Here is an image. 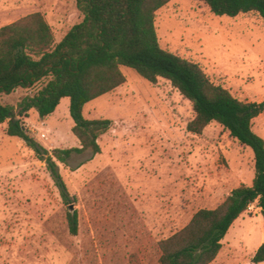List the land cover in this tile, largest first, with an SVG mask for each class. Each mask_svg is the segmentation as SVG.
I'll return each mask as SVG.
<instances>
[{"label":"rangeland","instance_id":"rangeland-1","mask_svg":"<svg viewBox=\"0 0 264 264\" xmlns=\"http://www.w3.org/2000/svg\"><path fill=\"white\" fill-rule=\"evenodd\" d=\"M36 11L45 15L56 40L83 18L75 0H0V28ZM156 28L163 48L199 63L236 97L264 100L260 17L219 16L199 0H171L157 11ZM123 71V85L84 107L87 118L112 120L99 139L101 152L74 153L67 164L58 162L69 203L46 163L21 138L7 134V122L0 126V264H160L162 239L199 209L215 208L232 189L252 183L250 147L217 122L201 135L189 132L192 103L169 80L151 83L131 68ZM27 92L0 98L17 105ZM25 122L47 149L80 146L69 97L49 120L32 109ZM253 130L264 138V113ZM257 208L253 203L233 223L211 264H255L264 230ZM74 211L77 234L68 219Z\"/></svg>","mask_w":264,"mask_h":264},{"label":"trees","instance_id":"trees-1","mask_svg":"<svg viewBox=\"0 0 264 264\" xmlns=\"http://www.w3.org/2000/svg\"><path fill=\"white\" fill-rule=\"evenodd\" d=\"M83 18L60 40L45 15L32 12L0 28V96L32 89L17 105L0 98V126L21 138L44 161L70 202L58 162L67 164L74 153L101 152L100 137L112 120L87 118L86 103L114 91L127 81L123 67L151 83L165 78L188 99L194 117L187 130L201 135L212 122L229 131L254 155L251 185L232 189L215 208H201L180 230L159 242L160 264H211L222 249V239L233 223L257 202L264 217V138L253 130L264 113V100L244 101L214 82L201 65L160 45L156 13L171 0H75ZM215 15H255L264 20V0H199ZM64 97L70 98L72 131L80 146L47 149L34 139L25 118L36 109L40 118L52 114ZM77 234L78 212L68 215ZM252 262H264V241Z\"/></svg>","mask_w":264,"mask_h":264},{"label":"crops","instance_id":"crops-1","mask_svg":"<svg viewBox=\"0 0 264 264\" xmlns=\"http://www.w3.org/2000/svg\"><path fill=\"white\" fill-rule=\"evenodd\" d=\"M18 90H20V89H18ZM24 90L28 91L27 93H29V92H31V91H32V89H29V88H27V89H24ZM27 93H26V94H27ZM56 109H57V108H56ZM55 111H56V110H55ZM55 111H54L52 114H50L49 116H47L46 118H44V121H47V120H49V118H51V116L55 114ZM39 118H40V116H39ZM59 119H61V118H59ZM254 176H255V175H254V173H253L252 182H253ZM251 184H252V183H251ZM251 184H250V185H251ZM257 211H258V213H257V214H260V215H261V217H262V223H264V217H263V215H262V213H261V209H260L259 207L257 208ZM245 213H246V212H244V213H243V214H242V215H241L239 218L243 217V215H244ZM239 218H238V219H239ZM238 219H237V220H238ZM237 220H236V221H237ZM236 221H235V222H236ZM263 228H264V226H263ZM263 241H264V230H263V235H262V238H261V240H260L259 244L257 245V248H256V250H257V249H258V247H259V246H260V245L263 243ZM256 250H255V252H256ZM217 259H218V258H217ZM217 259H215L213 262H215ZM213 262H212V263H213Z\"/></svg>","mask_w":264,"mask_h":264},{"label":"built area","instance_id":"built-area-1","mask_svg":"<svg viewBox=\"0 0 264 264\" xmlns=\"http://www.w3.org/2000/svg\"><path fill=\"white\" fill-rule=\"evenodd\" d=\"M27 126H28V125H27ZM32 130H33V129H32ZM41 136H42V137H46V134H45V133H41ZM252 204H253V203H252ZM252 204H251V205H252Z\"/></svg>","mask_w":264,"mask_h":264},{"label":"water","instance_id":"water-1","mask_svg":"<svg viewBox=\"0 0 264 264\" xmlns=\"http://www.w3.org/2000/svg\"><path fill=\"white\" fill-rule=\"evenodd\" d=\"M71 208H73V207H71Z\"/></svg>","mask_w":264,"mask_h":264}]
</instances>
